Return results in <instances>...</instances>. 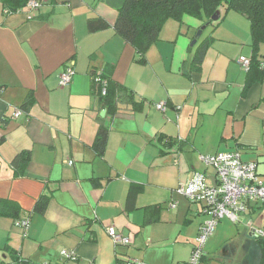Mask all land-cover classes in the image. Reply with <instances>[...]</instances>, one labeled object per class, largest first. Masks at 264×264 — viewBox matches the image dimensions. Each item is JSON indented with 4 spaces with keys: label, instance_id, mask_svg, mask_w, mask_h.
I'll return each instance as SVG.
<instances>
[{
    "label": "crops",
    "instance_id": "1",
    "mask_svg": "<svg viewBox=\"0 0 264 264\" xmlns=\"http://www.w3.org/2000/svg\"><path fill=\"white\" fill-rule=\"evenodd\" d=\"M123 2L48 0L10 14L0 2V264H58L62 250L75 253L71 264L185 263L208 216L177 189L194 173L214 182L201 157L238 151L264 185V74L237 62L252 55L248 20L229 11L190 47L201 22L169 19L140 64L112 28L87 31L91 19L112 27ZM260 55L264 61V45ZM67 66L74 76L59 87ZM102 74L130 90L140 109L110 118L92 92V76ZM16 109L22 115L13 119ZM105 125L100 155L93 144ZM22 152L29 160L17 174ZM23 219L25 231L15 226ZM107 227L129 244H113ZM256 231H264V202L249 204L237 223L221 220L200 264H264Z\"/></svg>",
    "mask_w": 264,
    "mask_h": 264
},
{
    "label": "trees",
    "instance_id": "2",
    "mask_svg": "<svg viewBox=\"0 0 264 264\" xmlns=\"http://www.w3.org/2000/svg\"><path fill=\"white\" fill-rule=\"evenodd\" d=\"M28 1L0 0L9 14L22 10ZM217 11L221 12L222 18L225 13L234 11L248 20L252 55L247 74L254 69L259 70L260 75L264 74V70H260V63H264L260 55V47L264 45V0H124L112 27L101 19H91L87 22V31L91 34L112 28L116 35L135 50L136 61L144 64L146 51L158 41L159 32L167 20L182 22L185 17H189L201 22V26L207 24L215 26L222 20L220 16L218 22H211V17ZM210 43L211 40H207L199 46L191 62V71L199 69ZM101 77L107 81L105 95H101L100 89L93 81L92 92L110 118L117 116L123 107H129L132 111L140 109L142 102H137L130 90L112 82L107 74H102ZM31 101L29 98L28 103L21 108L27 110ZM107 132V126H101L93 144V148L100 155L105 146ZM28 160L29 152H22L15 158L13 163L16 166L17 174L23 171ZM136 192V189L129 192V200L136 195ZM47 201L48 197H40L36 203L35 211L42 213L46 208ZM259 239V244L264 245V237Z\"/></svg>",
    "mask_w": 264,
    "mask_h": 264
},
{
    "label": "built area",
    "instance_id": "3",
    "mask_svg": "<svg viewBox=\"0 0 264 264\" xmlns=\"http://www.w3.org/2000/svg\"><path fill=\"white\" fill-rule=\"evenodd\" d=\"M47 1L29 0L20 11L31 13L38 10ZM5 13L9 14V11L5 10ZM237 62L244 72L249 71L251 58L239 57ZM260 68L264 70L263 62L260 63ZM73 76L72 66L65 67L60 75L59 87L69 85ZM92 81L104 96L107 81L100 75L93 76ZM155 108L161 112L165 111L163 102L156 104ZM21 115L22 112L16 109L12 118L17 119ZM201 162L213 172L214 182L210 184L207 181V176L203 173H194L190 181L177 189V193L185 197L189 203L202 205L203 214L208 216V219L199 227L188 262L181 264H200L204 245L221 220L226 219L237 223L239 217L246 213L249 204L264 202V185L258 179L256 164L243 161L238 151L204 156L201 157ZM67 164L72 165V162L69 161ZM171 207L174 208L175 205L173 204ZM15 226L25 231L28 228V219L16 221ZM106 233L116 246L129 244V240L119 235L113 227H107ZM254 233L259 238L264 237V231ZM76 259L73 251L62 250L58 264H68ZM119 264L144 263L132 259H121Z\"/></svg>",
    "mask_w": 264,
    "mask_h": 264
},
{
    "label": "water",
    "instance_id": "4",
    "mask_svg": "<svg viewBox=\"0 0 264 264\" xmlns=\"http://www.w3.org/2000/svg\"><path fill=\"white\" fill-rule=\"evenodd\" d=\"M221 13L220 11H217L212 17H211V22H218L220 20ZM209 25L201 26L200 29L197 30L194 39L192 40L190 47H193L196 45L197 41L200 39L203 31L208 27Z\"/></svg>",
    "mask_w": 264,
    "mask_h": 264
},
{
    "label": "rangeland",
    "instance_id": "5",
    "mask_svg": "<svg viewBox=\"0 0 264 264\" xmlns=\"http://www.w3.org/2000/svg\"><path fill=\"white\" fill-rule=\"evenodd\" d=\"M92 77H93V76H92ZM59 80H60V79H59ZM67 86H68V85H67ZM67 162H69V161H67ZM70 166H71V165H70ZM72 262L75 263L74 261H71V262H69L68 264H71ZM58 263H59V262H58Z\"/></svg>",
    "mask_w": 264,
    "mask_h": 264
}]
</instances>
